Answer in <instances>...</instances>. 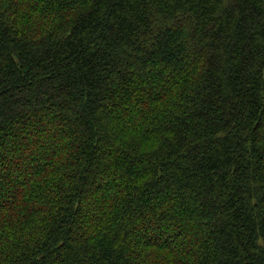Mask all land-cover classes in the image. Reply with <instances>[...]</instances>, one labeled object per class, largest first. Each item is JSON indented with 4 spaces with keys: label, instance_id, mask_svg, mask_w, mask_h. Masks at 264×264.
Returning a JSON list of instances; mask_svg holds the SVG:
<instances>
[{
    "label": "trees",
    "instance_id": "trees-1",
    "mask_svg": "<svg viewBox=\"0 0 264 264\" xmlns=\"http://www.w3.org/2000/svg\"><path fill=\"white\" fill-rule=\"evenodd\" d=\"M0 264H264V0H0Z\"/></svg>",
    "mask_w": 264,
    "mask_h": 264
}]
</instances>
